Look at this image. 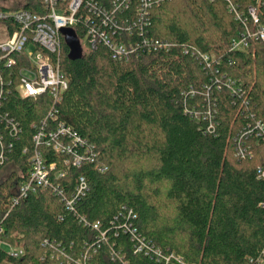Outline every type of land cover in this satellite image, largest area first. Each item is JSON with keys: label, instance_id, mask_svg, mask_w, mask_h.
Segmentation results:
<instances>
[{"label": "trees", "instance_id": "obj_1", "mask_svg": "<svg viewBox=\"0 0 264 264\" xmlns=\"http://www.w3.org/2000/svg\"><path fill=\"white\" fill-rule=\"evenodd\" d=\"M94 1L110 7L111 0ZM263 2L162 0L144 9L129 0L118 18L134 31L117 39L138 53L114 61L100 43L75 58L61 38L69 87L59 103L47 94L19 96L24 55L13 54L10 67L0 62V264H165L169 256V264H264V137L242 139L252 151L245 158L234 141L247 124L264 123V45L231 48L244 22L254 24L251 8L264 26ZM42 3L0 11L40 13ZM85 33L81 21L76 36ZM205 55L214 56L211 66ZM45 121L46 134L60 123L76 132L85 142L76 151L89 160L67 166L72 156L45 142L38 149L56 165L51 179L62 194L38 190L14 203ZM81 177L88 191L69 208ZM136 236L161 259L138 252ZM12 249L24 255L14 258Z\"/></svg>", "mask_w": 264, "mask_h": 264}, {"label": "built area", "instance_id": "obj_2", "mask_svg": "<svg viewBox=\"0 0 264 264\" xmlns=\"http://www.w3.org/2000/svg\"><path fill=\"white\" fill-rule=\"evenodd\" d=\"M160 1L162 0H142V6L144 9L150 8L153 2L159 4ZM109 4L110 7L108 8L94 0H43L40 13H32L25 9L12 12L0 11L1 21L10 20L17 26L12 31H9L7 27L9 38L0 42V62L7 60L9 67L15 65L16 61L11 57L13 54H22L29 62L28 66L19 72L20 82L17 91L21 98H38L47 94L54 102L59 103L61 101L62 94L69 87L68 80L60 64L61 38H64L61 29H71L78 36L81 21L86 27V33L83 34L82 39H86L88 42L89 50L95 49L98 44L102 43L107 46L114 61H128L138 53L139 47L137 45L117 39L120 32L132 34L134 31L135 26L118 18V13L128 8L129 0H111ZM230 10L235 11V8L231 6ZM141 12L144 13V10H141ZM141 12L140 17H138L140 23L143 20ZM96 13L98 17H102L101 23L93 20L91 14ZM250 14L254 24L249 26V22L245 20V30L238 39L232 40V50L247 49L251 41H258L264 45V26L259 24L256 9L251 8ZM241 16L237 14V19L241 20ZM29 44L34 45V51L28 50L27 46ZM83 52L85 51L83 50ZM203 57L205 62L211 66L209 61L210 59L214 60V56L205 55ZM228 86H231V84H228ZM55 113L57 111L54 109L47 117L53 118ZM208 114H210V111ZM200 115V113L197 115L198 119ZM252 117H255V115ZM204 118H207V116ZM210 128H212V125ZM46 129L47 122L45 121L42 122V127L38 130L36 138H34L37 149L31 160L29 177L19 187L18 197L14 199V203L27 198L30 194H37L38 190L50 189L56 195L62 194L51 179V171L56 168V165L46 164L43 152L38 149L45 142L48 146L52 145L54 151L72 156V160L66 162L67 166L73 164V166L79 167L89 160L85 155H80L76 151V147L83 146L85 142L71 128L60 123L55 130H50L48 134L45 132ZM254 132H257L258 137H264V123L262 121L258 120L255 126L251 123L247 124L234 139L238 146L239 156L243 158L247 155L252 156L250 147L245 146L242 139L248 140ZM61 139H66V142L61 141ZM99 170L105 172L107 168L103 167ZM258 172L261 177H264V170L259 169ZM55 177L58 180L64 177V173H57ZM88 188L85 178H79L74 193L67 200L66 206L73 208L76 202L88 191ZM93 226L99 229L100 223H95ZM136 239L138 240V252H145L147 256L150 253H155L157 259H161V254L154 245L143 238H139V236H136ZM10 253L14 258H20L24 255L22 249H12ZM170 257H166L162 261L169 264ZM178 261L183 264L180 260Z\"/></svg>", "mask_w": 264, "mask_h": 264}, {"label": "rangeland", "instance_id": "obj_3", "mask_svg": "<svg viewBox=\"0 0 264 264\" xmlns=\"http://www.w3.org/2000/svg\"><path fill=\"white\" fill-rule=\"evenodd\" d=\"M22 2H23V0H0V5L15 6V5H18ZM8 38H9V35L7 32V27L4 24L0 23V42L5 41ZM81 45H82L83 50L85 52L89 51L88 42L86 41V39H81ZM27 47H28V50H32V51L35 50L33 44H29Z\"/></svg>", "mask_w": 264, "mask_h": 264}, {"label": "water", "instance_id": "obj_4", "mask_svg": "<svg viewBox=\"0 0 264 264\" xmlns=\"http://www.w3.org/2000/svg\"><path fill=\"white\" fill-rule=\"evenodd\" d=\"M61 33L65 38L66 44L71 50V55L75 58H79L82 53V47L76 33L71 29H61Z\"/></svg>", "mask_w": 264, "mask_h": 264}]
</instances>
